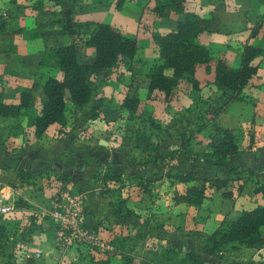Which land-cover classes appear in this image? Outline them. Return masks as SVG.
<instances>
[{
  "label": "rangeland",
  "instance_id": "rangeland-1",
  "mask_svg": "<svg viewBox=\"0 0 264 264\" xmlns=\"http://www.w3.org/2000/svg\"><path fill=\"white\" fill-rule=\"evenodd\" d=\"M111 1L115 2V0ZM156 1L158 0L154 2L143 0L147 6L142 10L146 11ZM11 12L16 13L15 10ZM146 15V13L141 14L142 24H146ZM80 55L84 56L81 52ZM136 57L144 59V65L120 62L119 67L102 71L100 81L95 80V93L103 99V105L99 108V117L104 121V123L102 121L105 125L104 129L107 130L103 139L111 141L112 144L111 153L107 155H111L114 161L120 164L115 168L121 173L120 181L117 183L101 187L96 182L101 173L112 168L107 162V155L96 160L83 146L84 140L89 138L90 134L85 129L87 120L82 119L86 114L85 109H79L70 103L65 106L68 127L75 128L74 135L78 132V136L83 137L68 151L56 149L55 152H49L48 147L41 140H36L30 133H26L29 125L23 114L4 118V123L0 122V143L7 142L11 146L18 142L17 146H19L21 143L19 138L23 136L25 143L23 147L8 151L9 168L6 171L0 168V190L3 186L6 188L0 192V195L9 193L15 198H26L25 200L31 204L29 209L35 210L34 212L17 210L9 213L7 217L0 216V223L5 224L6 227L5 236L0 244V264H93L105 258L106 254L83 245L71 246L62 252L57 248L58 250L50 257L42 254L38 258L31 256L35 259L29 258L30 262L28 258L22 256L21 245L34 249V246H29L30 240L25 239V235H28L27 229L30 227L31 216L36 213L39 205L42 206L47 201L48 195L55 193L60 187L69 193L83 192L85 203L87 197L94 202L92 208L96 209V220L101 222L98 224L99 228L108 225L104 214L107 211L108 199L115 202L120 193H123L122 197L127 195L129 206L134 207L140 216L141 222L136 219L138 224L143 223L145 227L144 222H147L158 227L155 230L154 227L149 228V240L146 239L148 243L146 247H152L158 251L166 246H174L198 252L200 239L195 237L197 232L207 233L221 215L223 218H229L241 209H249L262 203L260 193L254 192L257 185L252 181L259 180L264 183V87L255 86L257 84L253 86L250 83L243 90V101L230 108V111L241 120L231 122L237 125L235 129L238 151L233 159L225 158L215 161L210 154L211 144L216 137L217 128H227L220 126V123L216 124L212 118L211 107L218 106L216 104L220 92L204 83L202 86L198 84L197 88L193 89L191 81L180 78L168 97L156 91L148 94L144 74L153 58L148 63L150 58L146 59L147 56L142 51H138ZM40 63L44 72L57 76L58 70H55V66L51 68L52 59L47 56V53L40 57ZM193 79L196 80L194 74ZM32 96L33 105L36 106L39 100L38 88L34 87ZM124 98L136 100L132 113L120 108ZM241 128L247 131L246 135ZM136 130L149 134L157 145V149L147 152L134 149L132 137ZM181 133L191 137L187 151L178 150ZM249 135L253 139L251 144L248 143ZM29 149H38L47 153L42 152L45 158L38 156L41 153L36 154L39 160L31 161L28 155H33L34 151ZM169 149L178 150L175 155V165L178 167L191 165L190 168L201 178L207 179L211 176H217L219 179L226 178L227 184L215 190L208 186L209 182H206L204 184L205 198L197 208L178 204L174 196L182 193L184 187L179 183H171V180L165 176L168 166L159 160L160 155ZM41 159L45 160L43 165L40 162ZM50 159L55 160L54 167L49 165ZM67 159L72 160L74 166L71 173L69 170H64L65 166L61 170L63 166L60 162ZM32 162L34 166L30 171ZM218 163L220 166L217 165ZM18 169L26 170L29 174L24 182H20L16 174ZM145 179L149 180L146 185L149 190L147 193H143L135 185L138 180L145 181ZM136 191L142 196H138ZM225 193H229V196H223ZM147 196L149 198H146ZM0 202H3L1 197ZM134 217H130L133 223H135ZM93 225L96 226V224ZM93 225L90 226L97 229ZM143 226L142 229H144ZM162 231L166 232L162 233ZM32 235L35 236V234ZM76 250L79 252L76 257L80 258L72 260L71 257ZM141 250L136 247L135 251L140 253ZM28 253L33 254L32 251ZM88 257L94 260L89 263ZM59 258H64V261L61 262ZM111 264H118V262L114 260ZM208 264H264V248L257 251V249L240 245L235 250L225 251L220 260L210 258Z\"/></svg>",
  "mask_w": 264,
  "mask_h": 264
},
{
  "label": "trees",
  "instance_id": "trees-1",
  "mask_svg": "<svg viewBox=\"0 0 264 264\" xmlns=\"http://www.w3.org/2000/svg\"><path fill=\"white\" fill-rule=\"evenodd\" d=\"M121 2L122 0H116L115 5L119 7ZM165 10L180 14L181 18L177 21L174 30L152 34L154 57L144 74L147 80V93L156 91L168 97L180 78L191 81L193 89H196L198 83L193 79L194 71L200 66L208 68L212 65V83L220 92L216 104L218 106L211 107L212 116L221 111L227 102L241 100L244 88L256 72L253 60L263 56L264 50L256 43H245L242 46L239 64L229 66L222 58H214L210 49L198 41L197 36L205 29L204 17L185 11L182 0H158L152 8L157 16H162ZM261 22H257L251 29L250 37L255 36ZM3 25L4 21L0 19V30ZM84 25L87 27V32H83L82 35L75 33L71 42L47 52V56L52 59V64L61 73V78L58 79L53 75L46 76L38 86V104L33 105L32 96L34 87H37L36 84L29 88H19L15 103H5L0 93V117L13 118L23 114L35 138H39L50 124L57 123L60 126L65 124V106L68 100L75 107L85 109L86 120L99 117V108L103 105V99L95 93V80L100 81L102 71L114 68L120 62L131 63L137 50V41L132 36L122 35L106 23L86 22ZM78 44L92 49L90 61L82 62L79 59ZM135 103L136 100L124 98L120 108L132 113ZM184 133L180 135L178 150L187 151L191 137ZM236 136L235 128H217L216 137L210 148V154L215 161L235 157L238 151ZM132 140L134 149L143 152L157 149L150 135L143 131H134ZM252 141V136L249 135V143ZM178 150H166L160 155L159 160L168 166L165 176L171 180V183H180L184 186L183 192L174 196L175 201L197 208L205 198L204 184L206 182H209V187L217 190L224 187L228 179H219L217 176L201 178L190 168L191 165L178 167L175 165V155ZM9 155L5 147L0 149V168L3 170L9 168ZM217 165L220 166V163ZM16 174L20 182H24L29 176L23 169H18ZM120 175V171L108 169L105 173H101L99 181L102 184L119 182ZM252 182L257 185L254 192L260 193L262 203L249 209H241L232 217L222 218L209 233L197 232L195 237L200 239L198 252L174 246H166L158 251L152 247H142L140 243L137 247L142 249V253L138 255L134 242H143L145 234L137 232L133 237L121 236L110 241L113 252L108 256L117 251L120 264H208L210 258L220 260L225 251L235 250L240 245L251 249L263 248L264 183L259 180ZM148 183V179L138 180L135 185L143 193H147L149 192L146 187ZM223 196L228 197L229 193ZM14 206L26 208L28 203L18 197L14 201ZM110 210L111 214L117 218L129 217L131 214L125 207L123 199L113 202ZM47 228L52 235L51 227L47 226ZM5 231V224L0 223V244ZM77 245L81 244L73 246ZM111 258L105 257L93 264H110Z\"/></svg>",
  "mask_w": 264,
  "mask_h": 264
},
{
  "label": "crops",
  "instance_id": "crops-1",
  "mask_svg": "<svg viewBox=\"0 0 264 264\" xmlns=\"http://www.w3.org/2000/svg\"><path fill=\"white\" fill-rule=\"evenodd\" d=\"M30 1L32 3H29ZM147 1L148 0H146V2ZM154 1L155 0H153V2ZM115 2L111 0H0V19L4 21L3 28L0 30V93L2 100L5 103H15L18 98L19 88H29L36 84V88L39 89L38 86L40 83L49 75L44 72L40 63V57H43L45 53L56 47L71 42L76 35L75 33L82 35L83 32H87V27L83 26L86 22L106 23L115 28L122 35L134 37L137 41V50L132 59V63L144 65V59L142 60L139 59L140 57H136L138 51H142L144 55L147 56L146 59L148 57L150 58L147 61L149 63L154 54L152 34L155 32L165 33L174 30L181 15L170 10H165L162 16H157L152 11L154 4L146 11L142 10L147 6V4L143 3V0H122L119 7L115 5ZM182 6L185 11L194 12L204 17L206 20L205 29L197 36V39L201 44L210 49L214 58H222L229 66H237L240 61L242 46L245 43H256L264 50V0H182ZM13 10H15V14L11 12ZM142 13L147 14L146 24L141 23ZM259 21L262 22L258 26L255 36L250 37L251 29H253ZM78 52L80 56L79 59L82 62L90 61L92 54L91 48L78 44ZM80 52L84 56H81ZM253 62L256 65V72L248 81L246 87L250 83H252L253 86L257 84L255 86L264 87V55L255 58ZM52 65L51 63V68H55L54 65ZM55 70L57 69L55 68ZM194 76L199 86H202L204 83L207 84L208 87H213L215 89L212 83V65L208 68L202 66L196 68ZM55 77L60 79L61 73L57 71V76ZM215 90L219 91L217 89ZM242 101L241 99L227 102L223 110L219 111L215 116H212L215 123H220V126L223 127L237 128V125H233L231 122L241 120L230 111V108L237 106L235 104L241 103ZM67 103L74 106L69 100ZM252 114L253 113H251V115ZM82 119H85V117ZM4 120V118L0 117V122L4 123ZM102 121V118L98 117L94 120H87L85 124V129L88 130L90 134L88 136L89 138L84 140L83 146L90 151L91 155L96 160L109 154V152L111 153L112 150L111 141L103 139V136H106L107 130L104 129L105 125L103 124L104 121L103 123ZM74 129L73 127H68L67 122H65L63 126L53 123L47 126L42 135L36 138V140H41L44 145L48 147L47 149L49 152H55L56 149L68 151L76 141L78 142L83 139L82 136H78V132L74 135ZM242 131L245 135L247 134L246 130L242 129ZM26 133H30L31 136L34 137L31 127L27 128ZM21 135L23 136V133H21ZM23 137L19 138V142L21 141L19 146H17V144H19L18 142L9 146L7 142L3 143L1 141L0 149L5 147L9 151L13 148L25 146ZM30 150L34 151L33 155H28L31 161L39 160L36 154L41 153L38 156L45 158L42 152L45 154L47 153L45 151H39L38 149H29V151ZM34 156L37 159L33 158ZM107 156V162L111 168L115 169L119 167L120 164L114 161L111 155ZM44 161L43 159L40 160L42 165ZM60 163L63 166L61 170H63L65 166L64 170H69L71 173L74 167L72 160L67 159V161H61ZM55 164V160L52 161V159H50L49 165L54 167ZM30 166L31 169L29 170L32 171L34 163L32 162ZM81 170H83V168H81ZM96 182L99 183L101 187H104V185L110 186L111 184H102L99 178ZM5 189V186H3L0 192H3ZM60 189L65 191L63 187H60ZM53 194L48 195V199ZM136 194L140 197L142 196L140 192L136 191ZM122 196L123 193H120V195H117V198L124 200L125 207L131 212L129 217H114L110 210L113 200L108 199L106 202L107 211L104 213L108 225L106 224L104 227L99 228L98 224L101 222L96 220V209L95 207L92 208L94 202L87 197L85 205L87 206L85 208L87 219L85 223L89 226L91 224H96V226H93L99 230L103 239L108 243L116 237H133L137 232H143L145 234L143 242H134V244L137 247V245L142 243V247H146L148 244L146 239L149 240V228L154 227L153 229L155 230V226L153 223L148 224L147 222H144V224H146L145 227L143 223L138 224L136 219L140 220V216L135 211L134 207L129 206L127 195L125 197ZM0 197L1 201L13 205V211H35L34 209H29L31 204L25 200L26 198L23 200L28 203V207L24 208L14 206V201L18 197L15 198L9 193H6V195L1 193ZM146 198L149 197L147 196ZM48 199L42 206H38L37 211L47 204ZM178 204L182 203L178 202ZM37 211L33 214L34 216H31V220L29 221L30 227L27 229L28 235H25V239L30 240L29 246H34V249H29L21 245L22 256L28 258L29 262V258L32 257L28 252H38L40 255L42 254L45 257H50L58 250L57 247L54 246L50 230L46 227L45 221L40 219ZM36 214L37 217H35ZM132 216H135V223H133L134 221L130 218ZM222 218L223 215L220 216L215 225L207 233L211 232ZM142 226L144 229H142ZM164 232L166 231H162V233ZM32 234H35V236ZM29 236L31 237L29 238ZM27 249H29V251ZM258 250L259 249H257V251ZM141 253L142 250L137 254L140 255ZM78 254L79 252L76 250L71 259L76 260L80 258L76 257ZM105 254V257H112L110 264L114 260L120 264V256L117 251L111 256H108L111 253ZM61 260V262H63L64 258ZM91 260L93 261L94 259L88 257L89 263H91ZM213 260H216V258H213Z\"/></svg>",
  "mask_w": 264,
  "mask_h": 264
},
{
  "label": "built area",
  "instance_id": "built-area-1",
  "mask_svg": "<svg viewBox=\"0 0 264 264\" xmlns=\"http://www.w3.org/2000/svg\"><path fill=\"white\" fill-rule=\"evenodd\" d=\"M85 205L83 192L57 190L37 214L45 221L46 227H51L54 246L61 251L81 244L100 253H112V245L103 239L97 229L86 225ZM12 211V204L0 202V216L7 217ZM31 256L38 258L40 253L33 252Z\"/></svg>",
  "mask_w": 264,
  "mask_h": 264
},
{
  "label": "water",
  "instance_id": "water-1",
  "mask_svg": "<svg viewBox=\"0 0 264 264\" xmlns=\"http://www.w3.org/2000/svg\"><path fill=\"white\" fill-rule=\"evenodd\" d=\"M68 94H66V96H67Z\"/></svg>",
  "mask_w": 264,
  "mask_h": 264
}]
</instances>
